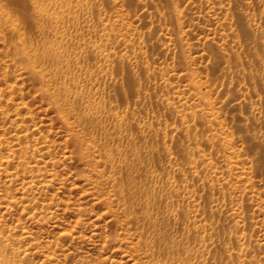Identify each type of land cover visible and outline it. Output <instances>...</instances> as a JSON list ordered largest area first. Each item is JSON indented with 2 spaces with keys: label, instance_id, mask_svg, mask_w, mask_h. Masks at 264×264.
<instances>
[{
  "label": "rangeland",
  "instance_id": "rangeland-1",
  "mask_svg": "<svg viewBox=\"0 0 264 264\" xmlns=\"http://www.w3.org/2000/svg\"><path fill=\"white\" fill-rule=\"evenodd\" d=\"M79 1L80 83L117 115L110 147H146L139 178L155 198L137 205L162 227L126 210L124 171L57 112L0 28L7 252L17 264H264V0Z\"/></svg>",
  "mask_w": 264,
  "mask_h": 264
},
{
  "label": "bare ground",
  "instance_id": "bare-ground-1",
  "mask_svg": "<svg viewBox=\"0 0 264 264\" xmlns=\"http://www.w3.org/2000/svg\"><path fill=\"white\" fill-rule=\"evenodd\" d=\"M79 4V0L74 3L72 0H0V28L7 34V41L12 46L14 54L31 71L33 78L43 84L45 95L57 112L67 119L72 116L80 121L91 138L90 142L92 144L100 142L98 145L105 164L115 167L118 165L124 171L125 181L121 182L117 191L126 205V210L134 215L135 212L139 213L134 206L137 207V204L142 202V192L147 195L146 203H153L155 198V193L147 190L139 178L145 172L142 154L146 151V147L129 142L122 153L120 147L112 148L106 142L112 135L108 127L109 118L117 115H111L113 110L111 114H105V111L108 112L110 109L108 110L106 106L107 110H105L103 99V103L101 100H96L94 95L91 96L85 90L83 83H80L81 74L86 71L81 65L83 62L81 58L86 59L88 53L80 56L72 54L73 42L68 31L78 27L79 18L74 7ZM110 127H113V132L116 133L122 130L119 124H112ZM18 138L23 136L18 135ZM21 151L25 154L26 146H23ZM141 167L143 172L139 171ZM139 210V216L146 221L151 228L150 231L162 227L161 220L149 213L148 205L142 206ZM2 237L5 236L0 232V264H17L19 256L13 248L7 252L9 246L6 248L8 244L1 241ZM6 237L10 239L8 235ZM156 239L160 242L166 241L168 236L164 231H158Z\"/></svg>",
  "mask_w": 264,
  "mask_h": 264
}]
</instances>
